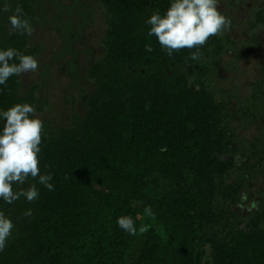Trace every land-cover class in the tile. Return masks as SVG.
Returning a JSON list of instances; mask_svg holds the SVG:
<instances>
[{
  "label": "trees",
  "instance_id": "1",
  "mask_svg": "<svg viewBox=\"0 0 264 264\" xmlns=\"http://www.w3.org/2000/svg\"><path fill=\"white\" fill-rule=\"evenodd\" d=\"M95 1L106 31L94 61L92 48L75 49L89 20L76 22L83 17L78 4L0 0V8L20 6L32 29L54 26L63 45L43 65V81L62 60L76 74L84 55L94 85L82 97L85 114L74 113L64 126L44 123L39 167L53 174L55 191L30 178L21 187L36 183L37 200L0 201L14 224L0 264H264V189L253 210L240 215L255 199L249 183L264 180V137L246 148L231 121H245L246 130L264 119V78L238 99L235 116L209 84L216 62L237 43L218 34L199 48L197 61L189 58L196 49L169 57L145 24L169 0ZM11 14L0 11V48L37 59L44 48L10 31ZM259 25L264 9L253 27ZM41 90L14 76L0 108L29 103L42 112ZM120 216L134 219L135 235L117 227Z\"/></svg>",
  "mask_w": 264,
  "mask_h": 264
},
{
  "label": "clouds",
  "instance_id": "2",
  "mask_svg": "<svg viewBox=\"0 0 264 264\" xmlns=\"http://www.w3.org/2000/svg\"><path fill=\"white\" fill-rule=\"evenodd\" d=\"M260 3H264V0H260ZM0 11H12L8 16L11 32L32 35V23L25 18L20 6L12 10L5 4ZM145 24L148 26L147 37H155L169 57L181 49H196L189 58L197 61L200 59L199 48L210 37L229 28L231 20L218 11V0H169L166 11L163 14L159 10L153 12ZM144 50L151 53L154 49L148 43ZM38 68V60L34 56L11 47L0 48V93L6 89L10 78L34 73ZM43 129V121L36 118V109L29 103L0 108V201L3 204L12 205L22 197L29 203L37 200L40 193L36 183L50 192L55 191L51 183L53 174H42L39 167ZM30 178L36 183L23 189L21 186ZM242 199H246V196ZM27 214L31 215V210ZM116 225L129 235H135L137 231L131 216L117 217ZM13 228L11 218L0 210V252L4 250Z\"/></svg>",
  "mask_w": 264,
  "mask_h": 264
},
{
  "label": "rangeland",
  "instance_id": "3",
  "mask_svg": "<svg viewBox=\"0 0 264 264\" xmlns=\"http://www.w3.org/2000/svg\"><path fill=\"white\" fill-rule=\"evenodd\" d=\"M69 3L65 2L64 5L68 6ZM263 9L264 3H260V0L218 2V11L231 20V26L220 35L230 38L237 43V46L234 47L235 49L230 48L216 62L218 70L213 74L209 87L219 100L220 98L227 100L233 109L239 103L238 99L248 96L254 83L264 78V26L253 27L256 22V14ZM54 30L52 24L47 28L33 29L30 37L31 47L40 45L44 48V53L37 58L38 70L34 73H25L22 78L27 87L33 85L42 87L40 102L45 105V108L42 112H36V118L41 119L43 124L50 121L54 125L64 126L72 121L74 113L85 114L86 108L82 104V97L88 95L94 89V85L86 79L84 55H80L77 63L79 70L76 74L71 75L69 67L66 66L67 60H62L52 67L48 79L43 81L40 75L43 65L48 64L63 45ZM105 31L104 18L100 13L95 12L90 27L75 43V49L81 51L92 48L95 51L92 60H97L102 54V40ZM68 59L70 58L68 57ZM80 79L82 80L80 81ZM234 115L236 116V114ZM231 121L237 128V134L246 148L248 143L253 141L254 136H264L258 125L245 130L243 129L245 121L240 120L239 124L236 123L238 120ZM259 177L260 179L255 178L249 183L252 189L250 191L255 197L260 195L259 191L264 189V180L260 175ZM255 201L256 199L253 200V202ZM245 209L246 207L241 209L240 215L247 216L248 213Z\"/></svg>",
  "mask_w": 264,
  "mask_h": 264
},
{
  "label": "flooded vegetation",
  "instance_id": "4",
  "mask_svg": "<svg viewBox=\"0 0 264 264\" xmlns=\"http://www.w3.org/2000/svg\"><path fill=\"white\" fill-rule=\"evenodd\" d=\"M225 1V0H224ZM234 1V0H232ZM60 3H65V2H70L68 5L69 6H73L75 5L76 3V11H80L82 14H83V17L79 18L76 20V22L79 24V25H83V19L87 16H89V20H88V23L85 24V29L86 30L88 27H90L91 25V22H92V17L93 15L95 14V12H98L101 14L102 16V12L100 10V5L95 1V0H59ZM219 2V1H218ZM85 16V17H84ZM95 53V51H94ZM216 70H218V67H216ZM218 72V71H217ZM247 96L243 97L244 99L246 98ZM238 106V104H237ZM237 106L234 107V109L231 107L232 111L234 114H236V109H237ZM234 125V124H233ZM255 125H258L259 127V130L262 129L261 131H263L264 133V119H259L257 120L256 124H254L252 127H254ZM264 135V134H263ZM254 137H258V136H254ZM260 138L264 137V136H259ZM254 140V138H253ZM249 190H252L251 187L249 186ZM260 192V191H259ZM256 201L253 202L249 208H246L245 210L247 211V213H249V211H252L253 210V207L259 202L260 200V195L256 196L255 197Z\"/></svg>",
  "mask_w": 264,
  "mask_h": 264
}]
</instances>
